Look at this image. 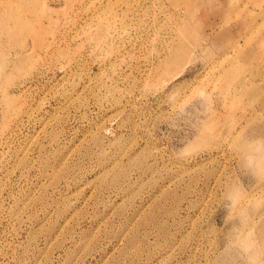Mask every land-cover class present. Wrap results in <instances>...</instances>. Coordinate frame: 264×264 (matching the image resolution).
I'll return each mask as SVG.
<instances>
[{
  "label": "rangeland",
  "instance_id": "1",
  "mask_svg": "<svg viewBox=\"0 0 264 264\" xmlns=\"http://www.w3.org/2000/svg\"><path fill=\"white\" fill-rule=\"evenodd\" d=\"M0 264H264V0H0Z\"/></svg>",
  "mask_w": 264,
  "mask_h": 264
}]
</instances>
